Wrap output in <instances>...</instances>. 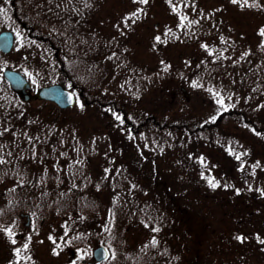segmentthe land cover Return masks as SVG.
Segmentation results:
<instances>
[{
    "label": "rangeland",
    "instance_id": "374dc122",
    "mask_svg": "<svg viewBox=\"0 0 264 264\" xmlns=\"http://www.w3.org/2000/svg\"><path fill=\"white\" fill-rule=\"evenodd\" d=\"M92 1H97V9L86 12L89 25L84 27L95 26L100 34L121 40L124 48L118 57L126 59L132 71L136 66L143 67L140 74L124 73L123 69L110 78L106 74L100 85L91 87L88 82L89 98L113 100L126 109V119L116 109L95 102L84 104L76 98L68 108H58L48 101H30L25 106L24 121L19 104L3 100V125L14 122L18 126L12 127L15 136L5 134L0 141L2 164L17 167L21 162L20 170L26 168L22 170L26 174L18 175L15 182L30 185L31 178L38 183L32 172L50 177L57 162L67 188H78L92 199H99L101 213L107 207L116 211L111 232L114 240L126 238L121 243L124 250L118 243L116 248L121 253L132 252V264H186L189 252L199 254L197 264H264L263 134L244 123L241 116L231 114L221 119L222 127L200 131L198 136L158 129L152 122L143 125V119L151 115L158 123L185 121L193 127L210 123L224 110L236 107L262 127L264 11L259 9L258 16L256 11L253 13L255 0H199L201 6L214 13L209 12L210 19H206L205 12L201 17L196 14L194 17L201 22L189 16L188 24L202 25L188 30L183 25L187 24L186 15L172 12L174 1ZM49 2L62 12L68 6L67 0L45 3ZM141 6L145 21H141L140 12H132ZM0 8L8 10L2 0ZM2 26H8L7 22L0 29ZM24 54L31 56L36 65L35 58L43 60L48 50L19 33L3 61L25 62ZM221 64L224 66L217 73L202 72L204 67L218 69ZM35 65H31V71ZM232 79L236 91L228 82ZM130 120L135 127L128 125ZM13 138L19 141L9 143ZM135 141L142 142L150 154L146 162L140 158ZM71 144L78 164L87 170L85 179L66 174L69 164L77 166L70 157ZM242 172L248 178L240 181ZM163 181L172 199L163 191ZM209 181L217 186L213 188ZM174 201L183 210L182 215L193 217L180 224L175 234L171 219ZM138 202L140 207L129 212L127 206L132 211ZM144 209L148 215L143 214ZM161 210L164 221L153 216L156 212L160 215ZM73 248L67 247L63 262ZM56 258L60 260L61 255H52L51 262Z\"/></svg>",
    "mask_w": 264,
    "mask_h": 264
},
{
    "label": "flooded vegetation",
    "instance_id": "af4514ba",
    "mask_svg": "<svg viewBox=\"0 0 264 264\" xmlns=\"http://www.w3.org/2000/svg\"><path fill=\"white\" fill-rule=\"evenodd\" d=\"M2 1L8 6L7 11L9 13H7V11L0 13V25L5 21L8 25V27L2 26L0 31L17 28L18 18L16 14L19 13L21 8L20 0ZM81 1L83 2V0ZM166 1H174L175 9H172V12H175L177 15H186L184 21H187V24L183 21V25L184 28L188 30H195L196 27H201L202 24H198V22L202 20H197V18L194 17L196 14L201 17L204 15L203 12H205L206 19H210L211 15L209 12L214 13V11H211V8L210 10H206L201 6L199 0ZM223 1L227 2L228 0ZM96 3L97 1L88 0V7L86 10L94 13L97 9ZM255 4L256 8L253 13L256 11V15L258 16L259 9L264 11V3L263 0H255ZM143 9L144 8L141 6L140 8H134L132 11L133 13L135 11L140 12L139 17L141 21H145V16L143 15L145 9ZM239 11L243 13L244 10ZM5 14L7 15L6 18L4 16ZM189 16H193L198 22H191L188 24ZM91 21H93L92 18ZM80 23L83 29L82 34L94 44L98 46L117 47L118 49L113 51V53L116 54V56L121 53L124 48L122 47L124 45L121 40H113L106 35L100 34V31H98V28L95 26L87 28L89 31L85 33L84 26L89 25L85 16H81ZM10 31L12 32V30ZM179 31L178 29L177 34H179ZM11 50L5 53L0 49V108L3 106V100L9 98L4 92L3 69L7 66L8 68H14V63L18 62L4 63L3 55L9 54ZM123 60L126 62V59ZM140 66H136V71H132L133 67H129L126 62L125 73L129 74L135 72L140 74V71L143 69V67ZM9 90L11 91L10 88ZM98 105L106 106L113 110L116 109V111L120 112V115L125 118L126 109L122 108V106L111 107L103 103H98ZM14 132V129H9V125L4 126L2 119H0L1 142H3L5 134L9 136L11 134L13 136ZM2 157L3 154L0 148V264H132V252L128 253L125 251L121 253V251L116 248V244H120L119 246L121 247V243H124L126 238L125 241H122L120 237L118 240H114V234L111 232L116 211H112L107 207L104 213H101L100 200L92 199L87 193H82L81 196L83 197H78L77 199L71 196L69 198H63V214H59L52 205V200L37 198V194L34 192L36 187L40 188L46 186L50 188L51 184L34 183L23 185L16 183L15 181L18 177L17 172L19 168L4 167L2 164ZM110 169L112 171V168ZM108 176L112 178L111 174H108ZM45 178L49 179V176H45ZM65 179L66 177L63 175V180L65 181ZM64 181L63 190L68 189ZM107 181H109V178H107ZM110 186L111 185H109V187ZM102 187L104 188L105 186L102 185ZM74 188L75 187H70L73 192ZM25 191L28 195L25 194ZM29 191H31V193H29ZM64 195L65 193H63V196ZM105 201L107 202V200ZM66 206H68V208ZM74 206L77 208L74 209ZM78 206H81V208H78ZM180 208V206L172 207L174 215H172L171 219L174 234L175 229H177L180 224L183 225L185 222H190L193 219V217L188 216L189 213L187 215H180ZM94 213L95 215H93ZM160 213V217H162L163 211L161 210ZM99 214L103 215L100 217ZM58 217L61 219L58 220ZM99 225H101L100 230L98 229ZM97 234L99 237H97ZM173 238H176V236L174 235ZM25 244H27V248L24 247ZM44 244H49V247H43ZM69 245L74 248L70 250V257L63 262V254L67 252V247ZM117 252H120V254ZM117 254L118 256H116ZM52 255H61V261L56 258L54 263L51 262ZM198 256L199 254L196 256L194 253L189 252V255L185 258L186 264H197ZM174 259L178 261V257L174 256Z\"/></svg>",
    "mask_w": 264,
    "mask_h": 264
},
{
    "label": "trees",
    "instance_id": "16d2710c",
    "mask_svg": "<svg viewBox=\"0 0 264 264\" xmlns=\"http://www.w3.org/2000/svg\"><path fill=\"white\" fill-rule=\"evenodd\" d=\"M42 2V3H41ZM46 0H20V10L19 13L16 14L18 18V27L17 28H10L14 34V37L16 40L18 39L19 33L24 34L31 43H40L44 45L48 50V56L46 58L42 59H36V65L33 61L32 57L28 54H24L23 58L26 60L25 62L21 61L19 63L14 64L17 68H19L21 71L24 72V74L31 80H33L35 85H42L47 84L51 82H60L64 86L71 88L73 91L78 92L81 91L83 93L82 97H79L81 101L85 103H103L105 105H110L111 107H117L119 106L114 102L113 100H101L99 97L89 98V83L92 87V85H96L103 81L102 79H106L104 77L106 74H108V77L114 76L119 70L126 71V62L121 57L116 56V54L113 53V51H116L117 47L112 46H104V45H96L91 40H89L85 35L82 34V24L80 23L81 16L86 15V8L88 7V4L86 2H83L81 0H67L68 6L64 8L65 12H62V10L59 7H56L54 4L45 3ZM45 3V4H44ZM44 4V5H43ZM52 6V7H51ZM12 7V6H11ZM51 7V8H50ZM68 11V12H67ZM7 13H9L7 11ZM83 13V14H82ZM6 18V14L4 15ZM59 18V20H57ZM8 27V26H7ZM85 33L89 30L87 28L84 29ZM83 31V33H84ZM209 53V51H208ZM223 59L221 58L219 63H221ZM26 64V66L24 65ZM28 64V66H27ZM33 65L36 67L33 71L30 70V68ZM224 64H221L220 68H213L211 66L209 70L207 68H203L202 72L207 73H217L219 70H222ZM253 65V69H254ZM206 73V74H207ZM234 79L228 80L230 84H232V88L236 91V88L234 87L235 83L233 82ZM89 82V83H88ZM223 82V80L219 81ZM129 85V84H128ZM89 87V88H88ZM5 88V95L10 94V99L5 98V102L11 101L12 104H19L21 107L20 110V117H23L24 121L25 118H27V112L26 107L28 106V102H22L18 100V98L13 95L10 91L7 90L8 86L7 83H4ZM7 90V91H6ZM89 90V91H88ZM54 106V104H53ZM126 114V112H125ZM239 115L242 117L243 122L250 125V127L258 132H261L264 136V125L262 127H258L256 122L250 121L249 118L245 115L243 111H241L239 108H230L227 110H224L221 112L212 122L210 123H203L201 125L190 127L185 121H168L164 120L161 122H156L155 118L151 115L148 117H145L143 119V125L146 123L152 122L153 124H156L158 129H165L167 131H186L189 135L198 136L200 131H206V130H217L220 127H222L221 119L225 115ZM13 120V119H12ZM14 121V120H13ZM17 122V120H15ZM135 123L130 120L128 125L134 126ZM16 123H11V126H9V129L11 130L12 127L16 126ZM18 126V125H17ZM131 132V130L129 131ZM132 134H135V132H131ZM15 132L13 136H15ZM11 141H19L15 138L9 139L8 142ZM176 143H180L179 140L176 141ZM135 145L140 148V151L138 152L140 154V158L143 162H146L148 160V154L142 145V142L135 141ZM70 148L72 149V152L70 153V157L76 162L75 165L72 166L68 165L66 174L70 178L77 176L85 179L87 170L85 166L80 167L77 161L78 157L77 153L73 152L74 150V144H71ZM33 157L30 156V158ZM35 158V157H34ZM33 161V159H32ZM70 161V160H69ZM150 161V160H149ZM19 162L17 164L18 175H25V172H22V170H26V168H21L19 166ZM4 167H9L3 163ZM69 166H72L69 167ZM54 169L51 171V176L49 179L45 178L48 177V174L45 173V176L42 177L41 175H38V173L32 172L31 176L35 175V178L37 179L38 183L46 184L48 182H51V187H40L35 188L34 192L37 194V198L42 199H50L52 200V205L57 210V213L63 214V198H69L70 196L72 198L77 199L81 196L82 193H84L82 190L80 191L78 188H74V192L72 189H64L63 190V173L59 171V165L57 162L54 161ZM77 168V169H74ZM20 172V173H19ZM126 175V173H124ZM135 174V173H134ZM153 174V173H152ZM243 174V172L241 173ZM144 176V175H143ZM142 176V177H143ZM138 177H141L140 174H138ZM155 178V177H154ZM248 178V174L241 175V180ZM86 181V180H84ZM29 183L34 184L33 180L29 181ZM36 184V183H35ZM160 184H163V191L167 193V189L165 188L164 181ZM103 188V187H102ZM104 192V191H103ZM31 193V191H29ZM63 193L65 195L63 196ZM100 193V192H98ZM168 194V193H167ZM169 199H172L173 196L167 195ZM91 198V197H90ZM55 202V203H54ZM136 206L132 208V211L129 206H127V209H129V212L134 213L135 209H138L140 207V203L135 204ZM173 206H179L176 201H174ZM68 208V206H66ZM74 209L75 206L73 207ZM78 208H81V206H78ZM183 210L180 208L179 213L182 215ZM146 215H148V212L144 209L143 211ZM116 214V212H115ZM153 216H156L155 218H158L159 220L164 221V215L160 217L159 214L153 213Z\"/></svg>",
    "mask_w": 264,
    "mask_h": 264
},
{
    "label": "water",
    "instance_id": "95a60500",
    "mask_svg": "<svg viewBox=\"0 0 264 264\" xmlns=\"http://www.w3.org/2000/svg\"><path fill=\"white\" fill-rule=\"evenodd\" d=\"M13 42L12 33L4 30L0 32V49L4 52L10 50ZM3 75L8 81L10 87L16 92L19 98L23 101L34 99L47 100L55 103L59 108H67L74 104V92L64 87L60 83H51L41 85L30 92L31 84L26 77L18 70L4 69ZM82 93L80 92L79 95Z\"/></svg>",
    "mask_w": 264,
    "mask_h": 264
},
{
    "label": "snow or ice",
    "instance_id": "6c2138e0",
    "mask_svg": "<svg viewBox=\"0 0 264 264\" xmlns=\"http://www.w3.org/2000/svg\"><path fill=\"white\" fill-rule=\"evenodd\" d=\"M141 2H142V3H146L147 0H141ZM233 2H236V0H233ZM245 2H247V0H245ZM4 12H5V9L0 8V13H4ZM133 15H135V13H134ZM261 35H264V29L261 30ZM157 39H159V38H157ZM117 119H119V117H117ZM238 158H239V157H238ZM209 183L211 184V186H212L213 188H215V187L217 186V185H216L215 183H213L212 181H209ZM9 231H10V230H9ZM237 239L243 240L242 237H237ZM153 243H155V240H153ZM24 247L27 248V244H25Z\"/></svg>",
    "mask_w": 264,
    "mask_h": 264
}]
</instances>
